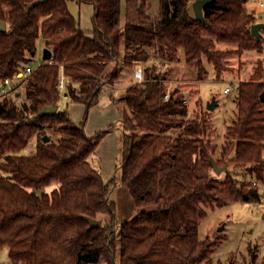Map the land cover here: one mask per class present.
<instances>
[{
  "label": "trees",
  "instance_id": "trees-1",
  "mask_svg": "<svg viewBox=\"0 0 264 264\" xmlns=\"http://www.w3.org/2000/svg\"><path fill=\"white\" fill-rule=\"evenodd\" d=\"M33 1L0 0V22L6 24L0 31V83L14 80L31 62L39 38L52 54L51 63L42 61L20 81V104L0 95V249L8 248L9 264H211L209 254L220 239L198 238L205 208L261 200L249 180H264V68L236 87L235 112L218 157L205 116L188 117L185 93L167 92L159 68L181 52L198 76L204 59L219 75L228 54L215 50L216 42L235 45L240 53L260 50L262 36L256 40L250 32L248 0H211L202 8L203 22L189 12L194 0H159L154 16L147 12L149 0H125L123 20L121 0L30 6ZM69 2L93 7L91 31L81 29ZM137 64L142 80L123 96L120 165L104 181L88 158L112 126L87 136L84 121L74 124L67 105H84L86 117L102 87L115 86L121 68ZM60 71L67 78L62 94ZM63 95L67 102L58 109ZM54 105L53 114L41 113ZM46 129L59 133L58 140ZM33 136L35 154L21 155ZM212 159L226 166L223 180L212 175ZM229 165L248 178L236 179ZM118 185L138 209L123 222L110 200ZM100 214L107 222L90 227L85 218Z\"/></svg>",
  "mask_w": 264,
  "mask_h": 264
},
{
  "label": "rangeland",
  "instance_id": "rangeland-1",
  "mask_svg": "<svg viewBox=\"0 0 264 264\" xmlns=\"http://www.w3.org/2000/svg\"><path fill=\"white\" fill-rule=\"evenodd\" d=\"M149 1L150 8L149 12H147L148 14L156 15L159 0ZM192 2L193 1H189L188 6L189 12L193 15L191 8ZM261 2L264 3V0H248L245 5L248 8L260 10V13H262L261 20L264 21V6H259ZM246 6L247 12L253 14L254 12L250 11V9L248 10ZM68 8L72 16L78 21V24H80L82 30H92L91 19L94 13L92 6L69 2ZM120 9L121 18L123 20L125 0H121ZM261 40L262 45L260 50H248L241 53L237 51L235 45L216 42L215 50L223 51L228 54L225 59V70L221 71L219 75H217L213 64L204 59L203 71L201 76H198L197 68L195 66L186 65L181 52H178V59L176 58L173 63L168 66H160L159 68L160 74L166 73L164 80L167 81V92L177 88L179 92L185 93L188 117L199 118L203 115L205 116L210 132L208 138L212 144L217 146V157L219 156L220 146L223 143L226 127L232 121L231 118L233 117L232 112L235 108V103L231 101V99L235 97L236 87L240 82L252 80L256 69L261 70V68H264V32ZM44 48V41L42 38H39L36 41V52L31 58V64L33 66L39 65L43 61L42 51ZM137 66L142 68L141 64H137ZM134 68H121L120 80L118 79L116 82L118 86H121V84L130 85L134 82L132 77ZM122 76L127 83H124ZM199 77H201V80H199ZM261 80L264 81V74ZM228 86L233 87V91L230 94H225L223 91L225 87ZM17 91L19 92L18 99L14 96H11V99L17 104H20L24 100L23 86L18 88ZM124 93L125 91L119 89L113 98L114 109L118 111L120 115L124 106ZM60 94H62V91H60ZM63 98L64 97H61L58 102V109L62 108L66 102ZM212 99L216 101V106L212 111H208L206 110V105ZM87 117L88 114L86 117L82 115L81 122H85ZM111 126L112 129L110 132H114L117 136L116 169L113 172L115 174L121 160L118 148L122 129L120 122L115 119L111 123ZM46 134L50 136L53 141H57L59 138V133L52 129H46ZM35 152L36 145L30 140L27 146L20 151V154L32 156ZM89 158V163L96 169ZM228 170L230 174L240 181L248 178L245 173L231 170V165L228 166ZM225 171L226 170L221 171L218 174L213 171L212 175L217 177L218 180H223L226 175ZM53 187H55V185L47 188V190ZM110 200L116 203V213L119 222L130 220L138 211L127 189L120 185L112 191ZM205 210L206 216L198 225V238L200 240L206 238L210 240L220 239V243L213 246V250L209 254V261L211 264H249L253 255L255 257L254 264L264 263V198H261L259 203L233 202L213 205L206 207ZM97 217L100 220V224H104L108 220L105 214H100ZM221 226L223 229L219 231L218 229ZM0 264H9L8 248L5 246L0 249Z\"/></svg>",
  "mask_w": 264,
  "mask_h": 264
},
{
  "label": "crops",
  "instance_id": "crops-1",
  "mask_svg": "<svg viewBox=\"0 0 264 264\" xmlns=\"http://www.w3.org/2000/svg\"><path fill=\"white\" fill-rule=\"evenodd\" d=\"M148 5L150 8V1L148 2ZM259 6L263 7L264 3L261 2ZM247 9L248 10L250 9V11L254 12L253 13L254 18H255L254 23H264V21L261 20L262 13H260V10L252 9L248 7ZM148 12H149V9H148ZM263 32H264V28L260 30L261 36H263ZM132 77H133V74H132ZM123 79L125 83L126 82L125 78L123 77ZM133 80L136 81L134 77H133ZM128 85L121 84V86H118V83H116L115 86L104 85L102 87L99 93L98 103L89 109L88 117L86 118V121L84 122L83 129L87 136H92L95 133L104 130L106 127L111 125L114 119L120 122L121 115L118 111L114 109L113 98L119 89H121L122 91H125ZM232 91H233V87H231V92ZM230 93H225V94H230ZM62 97H64V95ZM63 99L64 101H66L65 97ZM231 101H233V99H231ZM67 111H68L69 118L74 124L81 123L82 115L85 114L84 105L79 104V103H68ZM234 111H235V108L232 112V116H233ZM30 140H32L36 145L37 143L36 136H33ZM116 153H117V136L114 132H108L101 139L94 153L89 158V160L92 161V164L94 165V167H96V169L99 170L100 175L104 181L109 180L114 174L113 172L116 169Z\"/></svg>",
  "mask_w": 264,
  "mask_h": 264
},
{
  "label": "water",
  "instance_id": "water-1",
  "mask_svg": "<svg viewBox=\"0 0 264 264\" xmlns=\"http://www.w3.org/2000/svg\"><path fill=\"white\" fill-rule=\"evenodd\" d=\"M47 0H34L30 6H34L40 3H43ZM211 0H194L191 4L192 12L194 15V18L198 21L203 22V12L202 8L205 6L207 3H209ZM264 28V24L262 23H253L250 25V32L251 34L255 37L256 40H259L261 38V33L260 30ZM6 29V24L5 22H0V31H4ZM51 51L48 48H44L42 51V59L43 61H47L51 59ZM259 99L263 102L264 101V91L259 95ZM216 106V101L212 99L210 102L207 103L206 109L208 111H212ZM56 110V106H50V107H45L41 110V113H47V114H53ZM49 137L47 135H44L41 140L42 142L46 143L49 141ZM211 165L213 171H215L217 174L220 173L221 171L226 170V166H218L217 163L212 159L211 160ZM86 222L89 224L90 227H98L100 225V221L97 219H93L90 217L85 218ZM223 227L221 226L218 230L221 231Z\"/></svg>",
  "mask_w": 264,
  "mask_h": 264
},
{
  "label": "built area",
  "instance_id": "built-area-1",
  "mask_svg": "<svg viewBox=\"0 0 264 264\" xmlns=\"http://www.w3.org/2000/svg\"><path fill=\"white\" fill-rule=\"evenodd\" d=\"M47 61L51 63L50 60ZM33 67L34 66L31 64V62H29L23 67L19 68L18 72L15 74L14 80L10 78H4L0 83V95L12 96L14 93L18 92L17 90L20 87V81L32 71ZM133 77L137 82H140L142 80V68L140 66H135L133 71ZM66 80V76L63 74L62 71H60L57 84V88L59 89V91L63 92V90L65 89ZM230 92L231 87H225L224 93ZM164 98H167V95ZM249 182L251 183V186L257 190L259 196L261 198H264V180L252 178L249 180Z\"/></svg>",
  "mask_w": 264,
  "mask_h": 264
}]
</instances>
